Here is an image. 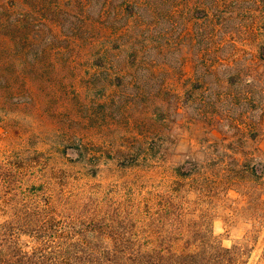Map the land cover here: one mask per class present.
Listing matches in <instances>:
<instances>
[{
	"label": "rangeland",
	"instance_id": "obj_1",
	"mask_svg": "<svg viewBox=\"0 0 264 264\" xmlns=\"http://www.w3.org/2000/svg\"><path fill=\"white\" fill-rule=\"evenodd\" d=\"M2 36L41 95L0 103V147L37 150L48 194L264 264V0H0Z\"/></svg>",
	"mask_w": 264,
	"mask_h": 264
},
{
	"label": "trees",
	"instance_id": "obj_2",
	"mask_svg": "<svg viewBox=\"0 0 264 264\" xmlns=\"http://www.w3.org/2000/svg\"><path fill=\"white\" fill-rule=\"evenodd\" d=\"M2 37L0 45L17 41ZM18 40L28 47L39 46L41 35L26 34ZM6 54L2 49L0 57L7 59ZM27 71L33 69L15 73L9 65L0 68L1 105L11 98L22 106L40 103V84L11 79L30 74ZM14 133L21 135L22 130L16 126ZM38 157L37 150L22 142L0 147V264H245L234 248L221 246L207 221L190 226L192 240L179 241L171 238L180 234L176 229L141 230L132 216L109 221L104 214H72L66 208L68 198L48 194V186L41 183ZM208 181L212 183L205 178L204 184ZM171 215L177 227L182 214Z\"/></svg>",
	"mask_w": 264,
	"mask_h": 264
}]
</instances>
